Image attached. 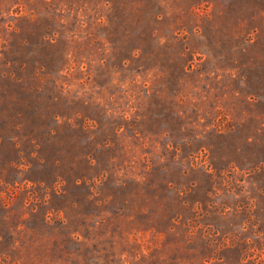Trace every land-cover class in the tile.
Wrapping results in <instances>:
<instances>
[{"label": "rangeland", "instance_id": "1", "mask_svg": "<svg viewBox=\"0 0 264 264\" xmlns=\"http://www.w3.org/2000/svg\"><path fill=\"white\" fill-rule=\"evenodd\" d=\"M0 264H264V0H0Z\"/></svg>", "mask_w": 264, "mask_h": 264}]
</instances>
